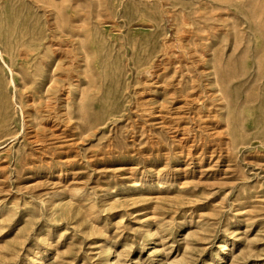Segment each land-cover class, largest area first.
Listing matches in <instances>:
<instances>
[{
	"label": "rangeland",
	"instance_id": "obj_1",
	"mask_svg": "<svg viewBox=\"0 0 264 264\" xmlns=\"http://www.w3.org/2000/svg\"><path fill=\"white\" fill-rule=\"evenodd\" d=\"M0 264H264V0H0Z\"/></svg>",
	"mask_w": 264,
	"mask_h": 264
},
{
	"label": "bare ground",
	"instance_id": "obj_2",
	"mask_svg": "<svg viewBox=\"0 0 264 264\" xmlns=\"http://www.w3.org/2000/svg\"><path fill=\"white\" fill-rule=\"evenodd\" d=\"M73 46H74V45H73ZM56 47H57V46H56ZM54 50H55V49H54ZM57 54H58V53H57ZM58 59H60V58H58ZM59 68H60V67H59ZM59 68H58V69H59ZM55 70H56V69H55ZM138 73H139V72H138ZM63 95H64V94H63Z\"/></svg>",
	"mask_w": 264,
	"mask_h": 264
}]
</instances>
